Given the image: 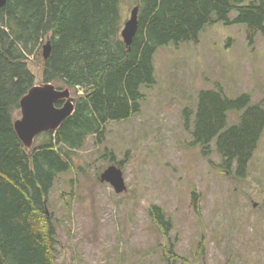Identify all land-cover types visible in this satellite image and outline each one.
<instances>
[{"label": "trees", "instance_id": "trees-1", "mask_svg": "<svg viewBox=\"0 0 264 264\" xmlns=\"http://www.w3.org/2000/svg\"><path fill=\"white\" fill-rule=\"evenodd\" d=\"M243 1H6L0 8V264H57V217L50 196L59 176L75 167L74 153L91 135L102 144L109 123L141 112L142 86L157 82L155 56L160 47L199 42L200 33L219 22L246 23L254 43L264 33V0ZM136 5L138 30L128 45L121 31L128 10ZM232 11H237L235 18L230 17ZM47 42L51 52L44 58V82L62 81L82 93L58 129L39 134L32 147H26L15 121L21 99L36 85L28 60ZM230 112L238 113V122L229 124ZM183 117L194 146L205 156L216 152L226 175L247 177L264 135V99L252 103L249 93L231 98L217 83L214 89L201 90L196 108L186 106ZM103 157L123 165L112 151L106 149ZM192 205L199 213L196 191ZM149 216L170 235L173 221L162 206L153 204ZM165 257L169 264L180 258L175 242H169Z\"/></svg>", "mask_w": 264, "mask_h": 264}, {"label": "rangeland", "instance_id": "rangeland-1", "mask_svg": "<svg viewBox=\"0 0 264 264\" xmlns=\"http://www.w3.org/2000/svg\"><path fill=\"white\" fill-rule=\"evenodd\" d=\"M44 61V48L28 60L38 85L45 83ZM155 66L156 84L142 86L141 112L109 123L102 144L89 136L74 153L75 167L56 181L50 208L57 217V264H169V242L180 255L175 264H264V135L247 177L239 180L222 171L216 152L205 156L192 144L183 117L186 106L196 108L199 92L217 83L231 98L249 93L252 103L264 99V33L251 43L246 23L209 25L199 42L160 47ZM69 89L74 100L82 93ZM229 119L238 122V113ZM106 149L123 165L105 159ZM110 164L124 172L122 193L98 179ZM153 204L172 218L169 236L152 222Z\"/></svg>", "mask_w": 264, "mask_h": 264}, {"label": "water", "instance_id": "water-1", "mask_svg": "<svg viewBox=\"0 0 264 264\" xmlns=\"http://www.w3.org/2000/svg\"><path fill=\"white\" fill-rule=\"evenodd\" d=\"M7 0H0L2 8ZM139 6L132 7L130 17L126 19L121 34L124 41L130 45L138 30ZM51 52V43L44 45V58ZM65 102L58 106L59 100ZM21 117L15 121V129L26 147H32L36 137L48 130L58 129L63 121L74 111V98L70 89L58 88L54 83L36 84L21 99ZM102 182H109L118 193L127 189L124 172L116 164H110L100 175Z\"/></svg>", "mask_w": 264, "mask_h": 264}]
</instances>
